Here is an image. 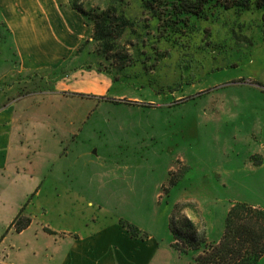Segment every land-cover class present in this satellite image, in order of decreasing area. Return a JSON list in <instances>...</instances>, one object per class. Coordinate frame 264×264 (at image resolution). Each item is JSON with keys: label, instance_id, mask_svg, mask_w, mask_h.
<instances>
[{"label": "rangeland", "instance_id": "rangeland-1", "mask_svg": "<svg viewBox=\"0 0 264 264\" xmlns=\"http://www.w3.org/2000/svg\"><path fill=\"white\" fill-rule=\"evenodd\" d=\"M126 1L137 35L126 31L119 44L134 41L128 51L135 64L121 72L109 70L90 42L70 65L19 75L0 20V97L13 88L6 91L11 100L31 97L37 116H54L48 132L63 151L53 165L80 174L96 211L164 244L174 243L169 220L187 218L199 237L215 243L210 232H222L232 205L264 210V11H218L191 19L186 29L164 30L140 0ZM82 2L87 9L114 4ZM83 36L81 44L89 27ZM76 70L85 71L83 92L50 89ZM93 81L109 86L94 94Z\"/></svg>", "mask_w": 264, "mask_h": 264}, {"label": "crops", "instance_id": "crops-1", "mask_svg": "<svg viewBox=\"0 0 264 264\" xmlns=\"http://www.w3.org/2000/svg\"><path fill=\"white\" fill-rule=\"evenodd\" d=\"M57 1L0 0L17 74H47L76 60L73 54L87 27L69 0L61 9ZM84 76L85 71L76 70L50 89L83 92L86 86L78 82ZM92 83L94 94L109 86ZM11 90L0 97V264H191V257L173 249L172 242L160 243L145 232L132 235L116 214L100 207L96 211L80 174L53 165L63 151L61 140L48 132L54 116H37L32 111L37 103L31 97L11 100L13 94L6 93ZM19 216L29 223L17 232ZM223 229L217 238L210 232L215 243ZM257 264H264V255Z\"/></svg>", "mask_w": 264, "mask_h": 264}, {"label": "trees", "instance_id": "trees-1", "mask_svg": "<svg viewBox=\"0 0 264 264\" xmlns=\"http://www.w3.org/2000/svg\"><path fill=\"white\" fill-rule=\"evenodd\" d=\"M113 1L114 4L104 9L98 6L87 9L82 0H69V5L91 29L90 38L82 42L78 50L93 42L94 53L108 62L107 68L121 72L135 64L128 51L135 43L124 41L120 45L119 42L126 31L133 35H137V31L134 19L125 10L127 1ZM140 5L142 9L149 10L152 19L163 23L159 25L155 22L156 26L164 30H175L176 26L186 29L191 19H205L218 11L234 8L239 11L253 8L264 11V0H140ZM97 70L103 71L99 68ZM109 76L111 80H118L117 77ZM28 223V219L19 216L15 220V230L22 231ZM123 226L130 234L136 235L135 227L124 223ZM168 228L174 239L171 247L181 254L195 255L191 264H257L264 255V210L245 203H236L229 208L224 220L223 234L217 243H207L203 237H199L196 228L187 218L180 221L178 219V223L171 218Z\"/></svg>", "mask_w": 264, "mask_h": 264}, {"label": "bare ground", "instance_id": "bare-ground-1", "mask_svg": "<svg viewBox=\"0 0 264 264\" xmlns=\"http://www.w3.org/2000/svg\"><path fill=\"white\" fill-rule=\"evenodd\" d=\"M101 84L103 83V82H100Z\"/></svg>", "mask_w": 264, "mask_h": 264}]
</instances>
